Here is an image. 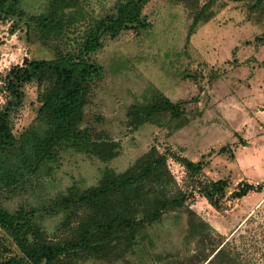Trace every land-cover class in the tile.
Masks as SVG:
<instances>
[{"label":"rangeland","instance_id":"374dc122","mask_svg":"<svg viewBox=\"0 0 264 264\" xmlns=\"http://www.w3.org/2000/svg\"><path fill=\"white\" fill-rule=\"evenodd\" d=\"M118 1L81 0L76 8L65 9L62 34L51 36L47 43L41 41L29 16L47 15L52 0H20L18 8L25 16L0 20V111L7 113L19 141L29 128L37 127L40 133L45 128L37 121L38 85L22 87L20 99L8 91L6 80L12 68L22 67L26 60H53L57 50L77 53L88 26L113 12ZM208 1L191 3L203 7ZM187 6L180 0H150L143 9L147 29L107 37L104 47L91 56L105 76L91 91L85 124L119 143L118 157L103 163L63 150L56 163L31 181L0 193L5 208L29 209L72 186L94 187L106 168L123 172L156 147L168 154L176 187L189 198L181 211L168 213L149 229V237L128 257L130 261L176 264L192 256L197 241L188 236L186 213L192 210L210 226L211 237L221 235L226 248L244 264H264V42L260 39L264 17L251 12L247 3L219 0L213 8L215 17L190 33L193 12ZM156 91L173 102L189 101L186 114L181 119L168 115L133 130L128 125L130 107L146 103ZM172 153L203 162L201 181L227 183L221 209L193 189L185 167ZM242 182L263 189L242 199L231 198ZM39 220L50 236H56L59 218ZM204 248L207 254L211 245Z\"/></svg>","mask_w":264,"mask_h":264},{"label":"trees","instance_id":"16d2710c","mask_svg":"<svg viewBox=\"0 0 264 264\" xmlns=\"http://www.w3.org/2000/svg\"><path fill=\"white\" fill-rule=\"evenodd\" d=\"M80 1L52 0L47 15L29 16L43 43L62 34L65 9L76 8ZM149 1H118L113 12L88 26L75 54L57 50L53 60H26L22 67L12 68L6 80L7 89L16 98H21L20 90L26 84L38 85L37 121L45 130L40 133L33 126L19 141L12 133L7 113L0 111V193L31 181L44 167L56 163L63 150H74L103 163L118 157L119 143L98 134L93 125L85 124L91 91L105 76L102 66L91 56L104 47L107 37L116 39L127 30L147 29L149 23L143 17V9ZM180 1L190 5L187 7L193 12L190 33L200 23L215 17L213 8L219 2L209 0L199 7L191 0ZM227 1L247 3L251 12L264 17V0ZM19 5L20 0H0V20L25 16ZM260 39L264 42V36ZM188 102H173L156 91L146 103L130 107L128 125L137 130L168 115L181 119ZM169 155L185 167L193 189L221 209V201L228 194L227 183L201 181L203 162H193L175 153ZM168 160V154L152 147L123 172L106 168L94 187L82 190L72 186L42 205L14 212L0 202V264H134L128 257L144 244L149 229L162 223L168 213L181 211L189 198L176 187ZM262 189L263 186L242 182L231 198L242 199ZM186 213L187 233L197 241V249L176 264H244L226 248L221 235L211 237L207 231L210 226L196 212ZM45 218H59L56 236H50L39 222ZM207 244L211 250L206 254Z\"/></svg>","mask_w":264,"mask_h":264}]
</instances>
